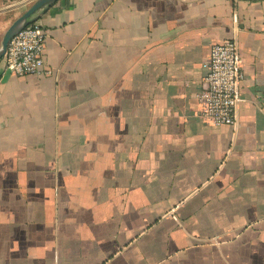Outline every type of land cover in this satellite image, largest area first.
Wrapping results in <instances>:
<instances>
[{
	"label": "crops",
	"instance_id": "0c3cea01",
	"mask_svg": "<svg viewBox=\"0 0 264 264\" xmlns=\"http://www.w3.org/2000/svg\"><path fill=\"white\" fill-rule=\"evenodd\" d=\"M33 3L0 0V35ZM36 22L49 73L0 61V264H264V0H59ZM232 39L237 124L211 126L203 64Z\"/></svg>",
	"mask_w": 264,
	"mask_h": 264
},
{
	"label": "built area",
	"instance_id": "2783aa9c",
	"mask_svg": "<svg viewBox=\"0 0 264 264\" xmlns=\"http://www.w3.org/2000/svg\"><path fill=\"white\" fill-rule=\"evenodd\" d=\"M46 35L37 22L15 35L3 58L6 71L18 77L48 74L43 61ZM203 68L205 75L196 96L201 118L211 126L234 127L244 81L237 41L226 40L212 46Z\"/></svg>",
	"mask_w": 264,
	"mask_h": 264
},
{
	"label": "water",
	"instance_id": "95a60500",
	"mask_svg": "<svg viewBox=\"0 0 264 264\" xmlns=\"http://www.w3.org/2000/svg\"><path fill=\"white\" fill-rule=\"evenodd\" d=\"M59 0H35L22 15L7 28L0 40V61L3 60L10 40L36 22L44 13L50 10Z\"/></svg>",
	"mask_w": 264,
	"mask_h": 264
},
{
	"label": "rangeland",
	"instance_id": "374dc122",
	"mask_svg": "<svg viewBox=\"0 0 264 264\" xmlns=\"http://www.w3.org/2000/svg\"><path fill=\"white\" fill-rule=\"evenodd\" d=\"M33 1H35V0H28V3H31V2L33 3ZM1 37L2 36L0 35V40H1Z\"/></svg>",
	"mask_w": 264,
	"mask_h": 264
}]
</instances>
